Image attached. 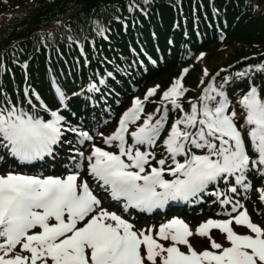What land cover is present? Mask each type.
Masks as SVG:
<instances>
[{"label": "snow or ice", "instance_id": "obj_1", "mask_svg": "<svg viewBox=\"0 0 264 264\" xmlns=\"http://www.w3.org/2000/svg\"><path fill=\"white\" fill-rule=\"evenodd\" d=\"M187 71L162 93L154 112L146 113L145 105L158 88L134 98L107 135L85 130L71 102H106L111 71L93 73L75 89L52 76L48 101L27 79L16 100L0 87V153L29 165L55 161L67 149L63 174L0 172V264H264V227L239 198L253 189V178L264 181V80L256 79L264 63L219 83L217 73L185 100ZM256 191L264 202V182ZM205 196L215 197L227 218L208 219L195 232L178 217L158 229H135L124 215ZM214 229L226 244L212 237ZM194 234L210 248L197 251Z\"/></svg>", "mask_w": 264, "mask_h": 264}, {"label": "trees", "instance_id": "obj_2", "mask_svg": "<svg viewBox=\"0 0 264 264\" xmlns=\"http://www.w3.org/2000/svg\"><path fill=\"white\" fill-rule=\"evenodd\" d=\"M130 6L135 10L129 11ZM261 63L264 0H149L147 4L144 0H0V87L13 100L22 96L26 79L48 101L52 76L75 89L93 73H113L107 81L106 102L83 97L71 102L86 130L94 121L102 124L101 117L112 115L114 120L131 95L146 86L161 91L160 83L178 69L188 70L183 78L189 89L187 100L196 98L217 73L219 83L224 76ZM205 69L208 76L203 74ZM256 79L264 80V75L256 74ZM161 95L150 98L146 113L155 111ZM101 124L98 129L103 130ZM66 153L64 149L55 161L29 165L0 153V171H61L57 161L64 160ZM252 182L254 190L262 179L257 176ZM213 200L205 196L198 201L203 214L212 215L206 205H214ZM255 207L252 211L259 219ZM164 208L165 215L188 213L179 201Z\"/></svg>", "mask_w": 264, "mask_h": 264}, {"label": "rangeland", "instance_id": "obj_3", "mask_svg": "<svg viewBox=\"0 0 264 264\" xmlns=\"http://www.w3.org/2000/svg\"><path fill=\"white\" fill-rule=\"evenodd\" d=\"M186 69V68H185ZM183 70L184 69H178L176 72H175V74H174V76H171V75H169V76H166V79H165V81L161 84L160 83V85H159V87H161V91H157V93H163L165 90H167V88L168 87H170L171 86V84H172V82L175 80V79H177V78H179L180 76H181V72H183ZM160 80V79H159ZM195 83V80H194V82H193V84ZM185 85H187V81H185L184 82V86ZM151 88H153V86H146L142 91H137L136 93H134V94H132L131 95V97L129 98L130 100H128V103L126 104V106L119 112V114L116 116V118L111 122H108V120H107V118L106 117H101L100 118V121H103V123L102 124H105V121H107L108 123L104 126V128H103V131L105 130V129H108V130H110L109 131V133H111L114 129H115V127L117 126V121L119 120V118L121 117V115H122V113L124 112V111H126L129 107H131V105H130V103L132 104V100L134 99V98H137V97H139V98H141V99H143V97H144V95L147 93V91L149 90V89H151ZM200 92H201V89H200V91H199V94H200ZM162 96V95H161ZM154 104H150L149 106L151 107V106H153ZM146 105H145V110H146ZM149 108V107H148ZM153 109V108H152ZM170 119V118H169ZM171 120V119H170ZM169 120V124L172 122V121H170ZM114 122V123H113ZM101 123H95V125H96V127H95V125H93L92 126V129H96V128H98V126L100 125ZM108 126H109V128H108ZM166 133H167V128L165 129V133H164V135H166ZM105 134V133H104ZM105 135H107V134H105ZM163 138V137H162ZM96 142L98 143V144H101L102 143V141L100 140V138L99 137H97V140H96ZM43 172H45V173H50L49 171H43ZM63 174V173H62ZM262 182H264V181H262ZM90 183H91V181H90ZM261 185H262V183L256 188V189H259L260 187H261ZM256 189H251V190H249L248 192H246V193H243V195L241 196V197H239L240 199H241V203H243L244 204V206H245V208H247V210H248V212H249V215H250V217L252 218V220H253V222L254 223H257L258 225H260V226H262V227H264V202H260L259 200H258V198H257V191H256ZM251 195H254V206L250 203V201L249 200H252V198L251 197H253V196H251ZM246 197V198H245ZM255 205L258 207V214H259V219L253 214V211H252V208L253 209H255L256 207H255ZM218 211H216V213H218V215H220L218 218H215V219H224V218H227L226 216H224V215H222V214H220L221 213V207L219 206L218 207ZM113 210H116V211H118V212H120V211H122V209L120 208V207H116V208H114ZM257 214V215H258ZM124 215H125V218H127L131 223H133L134 224V226H135V229H148V228H157L158 229V227H159V225H160V223H162V222H166L167 220H170V219H172V218H176V217H173V216H170V217H166V216H162L161 218H159V220L157 221L158 223H156V222H152V221H150V219H148V218H145L143 221L142 220H140L139 218H138V220H136V219H133V218H130L129 217V213L127 212V213H124ZM189 216V215H188ZM207 216L206 215H200V214H197L196 213V216H194L193 218H181V219H183L188 225H189V227H190V229H192L193 230V232H195V229L199 226V224L200 223H202V222H205V221H207L208 219H212L211 217H209V218H206ZM178 218H180V217H178ZM140 220V221H139ZM145 221V222H144ZM236 231L238 232V233H241V234H244V233H246L248 230L247 229H245V228H243V227H236ZM211 235H212V237L213 238H215L216 240H217V242H220V243H223V242H225L226 243V241H225V239H224V237L219 233V231L218 230H212L211 231ZM190 240H191V243L193 244V246H194V248L197 250V251H202V250H205V249H209L210 248V243H209V241H208V239L207 238H201V237H199L198 235H193L191 238H190ZM182 250H185L186 251V248H183L182 247Z\"/></svg>", "mask_w": 264, "mask_h": 264}]
</instances>
